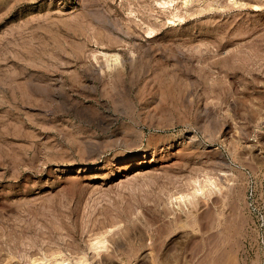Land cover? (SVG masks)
Here are the masks:
<instances>
[{
	"label": "rangeland",
	"instance_id": "374dc122",
	"mask_svg": "<svg viewBox=\"0 0 264 264\" xmlns=\"http://www.w3.org/2000/svg\"><path fill=\"white\" fill-rule=\"evenodd\" d=\"M183 1L0 0V264H264V0Z\"/></svg>",
	"mask_w": 264,
	"mask_h": 264
},
{
	"label": "bare ground",
	"instance_id": "6f19581e",
	"mask_svg": "<svg viewBox=\"0 0 264 264\" xmlns=\"http://www.w3.org/2000/svg\"><path fill=\"white\" fill-rule=\"evenodd\" d=\"M185 1V0H184ZM183 1V2H184ZM165 4H166V2H164ZM157 4V3H156ZM158 4H161L162 5V3H158ZM157 6V5H156ZM160 6V5H159ZM172 15V14H171ZM174 17V16H173ZM178 18H180V17H178ZM149 30V29H148ZM227 50V49H226ZM264 52V51H263ZM113 54V53H112ZM115 57V56H114ZM247 60V59H246ZM253 71V70H252ZM207 87V86H206ZM195 184L197 185V186H195V188H194V191H193V194H195V195H197V193H202V195H203V189L206 187V185L207 186H215L214 185V181H213V179H211V177H206V179L204 180V183H200L199 181H197L196 180V182H195ZM195 192V193H194ZM178 197V196H177ZM177 199H180V200H182L183 199V195H181V196H179ZM99 241V240H98ZM101 242V241H100ZM95 243V242H94ZM98 242H96V246L99 244H97ZM93 246L92 245V247H96V246ZM100 245V244H99ZM99 247V246H98ZM37 256V255H36ZM35 256V257H36ZM41 257V256H40ZM37 258V257H36ZM46 258V257H45ZM53 258V257H52ZM9 261V260H8ZM10 262V261H9ZM12 262V261H11ZM81 262V261H80ZM55 263V262H54ZM67 263V262H66ZM21 264V263H20ZM31 264H50L47 260H45V259H33L32 258V260H31ZM57 264V263H56ZM63 264H65V262L63 263Z\"/></svg>",
	"mask_w": 264,
	"mask_h": 264
}]
</instances>
